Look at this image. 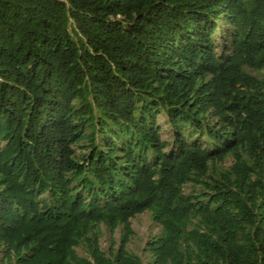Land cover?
I'll return each mask as SVG.
<instances>
[{"label":"trees","instance_id":"1","mask_svg":"<svg viewBox=\"0 0 264 264\" xmlns=\"http://www.w3.org/2000/svg\"><path fill=\"white\" fill-rule=\"evenodd\" d=\"M145 212L146 264H264V0H0V264H145Z\"/></svg>","mask_w":264,"mask_h":264},{"label":"rangeland","instance_id":"2","mask_svg":"<svg viewBox=\"0 0 264 264\" xmlns=\"http://www.w3.org/2000/svg\"><path fill=\"white\" fill-rule=\"evenodd\" d=\"M163 117L160 118V123H163ZM165 130L167 127H163ZM226 165H229V161H227ZM184 192L186 194H190L192 192V188L190 185H187L184 188ZM131 229L134 232V235L130 238L127 244V250L131 253L138 255L142 258L143 262L146 264L148 262V252H145V249L148 248V245L160 234V227H158L154 221L152 220L151 213L145 212L143 214L137 215L130 220ZM121 227L116 228L114 233L110 235L104 227L101 228V235L99 237V244L105 253L108 254L111 240H114L115 246L113 249H117L120 238H121ZM77 253L81 256H87L85 250L83 248H78Z\"/></svg>","mask_w":264,"mask_h":264}]
</instances>
